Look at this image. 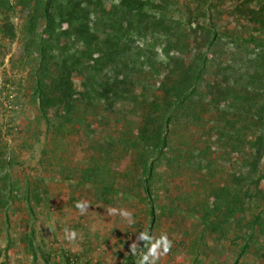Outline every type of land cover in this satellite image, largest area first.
Returning a JSON list of instances; mask_svg holds the SVG:
<instances>
[{
  "label": "rangeland",
  "instance_id": "obj_1",
  "mask_svg": "<svg viewBox=\"0 0 264 264\" xmlns=\"http://www.w3.org/2000/svg\"><path fill=\"white\" fill-rule=\"evenodd\" d=\"M15 1L0 0V21L7 17L14 31L13 39L0 37V263L66 264L72 256L78 264H120L140 253L144 242H137L136 255L129 246L144 231L171 241L157 264H264V179L257 187L235 181L246 175L249 148L232 152L219 143L210 129L212 113L201 114V127L180 119L170 127L169 150L155 165L147 200L130 145L146 121L141 106L107 109L97 102L79 106L69 123L57 118L46 101L33 98L35 53L27 57L25 49L28 11ZM219 5V24L232 28L226 12L233 0ZM192 47L196 53L198 44ZM215 65L205 79L215 78ZM140 77L143 82L146 76ZM79 82L73 77L77 90ZM140 92L136 85L135 94ZM144 93L149 100L159 91L149 86ZM219 188L229 194L243 189L249 197L241 198L242 213L211 231L208 223L224 219V211L213 209ZM78 201L88 204L83 214L74 206ZM121 211L131 214V223ZM72 231L75 239L67 237Z\"/></svg>",
  "mask_w": 264,
  "mask_h": 264
},
{
  "label": "trees",
  "instance_id": "obj_2",
  "mask_svg": "<svg viewBox=\"0 0 264 264\" xmlns=\"http://www.w3.org/2000/svg\"><path fill=\"white\" fill-rule=\"evenodd\" d=\"M220 1H15L28 11L25 49L27 57L31 50L35 53L33 98L46 101L65 123L81 105L141 106L146 121L130 145L142 168L147 200L155 165L169 150L170 127L180 119L201 127L203 112L214 114L210 129L219 143L225 142L232 152L243 145L250 150L246 175L235 181L257 187L264 179V163L261 174L258 169L264 161V0H233L226 12L232 28L219 24ZM0 37L14 38L7 17L0 21ZM192 44H198L196 53ZM212 62L215 78L207 80ZM141 75L146 76L143 82ZM75 76L80 78L79 90ZM136 85L141 87L138 95ZM149 86L159 93L147 100L144 92ZM212 196L214 211H224V219L208 223L216 231L235 212L242 213L241 198L249 194L219 188ZM153 220L150 206V223ZM258 220L256 216L251 221V230ZM143 251L144 245L138 255L120 264H137ZM65 262L78 264V259L71 256Z\"/></svg>",
  "mask_w": 264,
  "mask_h": 264
},
{
  "label": "clouds",
  "instance_id": "obj_3",
  "mask_svg": "<svg viewBox=\"0 0 264 264\" xmlns=\"http://www.w3.org/2000/svg\"><path fill=\"white\" fill-rule=\"evenodd\" d=\"M81 214L88 208L86 202H76L74 205ZM110 212H114V209H110ZM120 215L125 218H129L128 222L131 223V214L126 211H121ZM76 233L72 231L67 233V237L75 239ZM138 241L144 242V251L139 256L138 264H157L159 258L166 255L171 247V241L166 234H161L159 237H153L148 232L141 231L136 235V241L132 242L129 246V251L132 255H136L138 248Z\"/></svg>",
  "mask_w": 264,
  "mask_h": 264
}]
</instances>
